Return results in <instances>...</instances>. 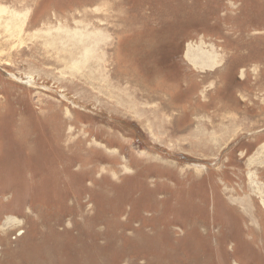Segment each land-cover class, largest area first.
Segmentation results:
<instances>
[{
  "label": "rangeland",
  "instance_id": "374dc122",
  "mask_svg": "<svg viewBox=\"0 0 264 264\" xmlns=\"http://www.w3.org/2000/svg\"><path fill=\"white\" fill-rule=\"evenodd\" d=\"M0 264H264V0H0Z\"/></svg>",
  "mask_w": 264,
  "mask_h": 264
},
{
  "label": "bare ground",
  "instance_id": "6f19581e",
  "mask_svg": "<svg viewBox=\"0 0 264 264\" xmlns=\"http://www.w3.org/2000/svg\"><path fill=\"white\" fill-rule=\"evenodd\" d=\"M231 153V152H230Z\"/></svg>",
  "mask_w": 264,
  "mask_h": 264
}]
</instances>
